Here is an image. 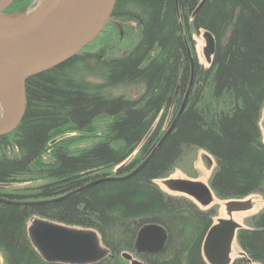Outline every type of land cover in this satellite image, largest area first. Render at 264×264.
Returning <instances> with one entry per match:
<instances>
[{
  "label": "trees",
  "instance_id": "obj_1",
  "mask_svg": "<svg viewBox=\"0 0 264 264\" xmlns=\"http://www.w3.org/2000/svg\"><path fill=\"white\" fill-rule=\"evenodd\" d=\"M35 1L17 0L7 14ZM130 24L129 49L113 55L117 26ZM201 31L216 41L208 67L193 40ZM135 88L136 97L119 93ZM26 94L24 120L0 138V199L14 202H0L5 264H63L34 246L35 218L96 232L108 251L96 264H127L123 255L136 254L139 233L151 225L166 231L167 243L143 257L147 264H209L203 246L216 210L157 184L193 150L215 160L210 187L220 200L264 197V0H118L102 34L28 80ZM105 179L115 180L88 187ZM29 183L38 184L4 188ZM237 241L242 254L232 264H264V211Z\"/></svg>",
  "mask_w": 264,
  "mask_h": 264
},
{
  "label": "water",
  "instance_id": "obj_2",
  "mask_svg": "<svg viewBox=\"0 0 264 264\" xmlns=\"http://www.w3.org/2000/svg\"><path fill=\"white\" fill-rule=\"evenodd\" d=\"M118 0H66L60 16L48 27L37 31L56 7V0H47L39 13L29 19L7 14L17 0H0V138L18 129L27 111L26 83L33 77L62 66L88 48L110 22ZM204 56L208 64L216 50L214 36L205 32ZM187 93L180 111L161 139L158 149L175 130L189 97ZM143 169L138 168L132 175ZM115 179L100 180L102 182ZM171 190L207 208L214 200V191L203 183L171 180ZM3 203H14L0 199ZM20 204V203H19ZM253 209L251 201L232 200L227 205L229 219L220 220L209 231L203 253L209 264H232L231 252L238 232L243 228L232 219L234 213ZM34 246L49 263L96 264L108 256L98 234L91 230L65 227L48 221H35L29 228ZM167 243L166 231L155 225L145 227L138 236L139 253L159 254ZM123 258L131 264H143L132 255Z\"/></svg>",
  "mask_w": 264,
  "mask_h": 264
},
{
  "label": "rangeland",
  "instance_id": "obj_3",
  "mask_svg": "<svg viewBox=\"0 0 264 264\" xmlns=\"http://www.w3.org/2000/svg\"><path fill=\"white\" fill-rule=\"evenodd\" d=\"M46 2L47 0H36L30 8H28L26 11L22 13H19L18 16L22 19H29L35 16L37 13H39L41 9L45 6ZM134 30H135L134 25L131 24L128 25L127 27L117 26L116 36L112 39V41L110 38V41L113 42L112 43L113 55H121L127 52L132 42L131 39L135 34ZM204 34L205 32L203 31L195 33L193 36V40L195 41V48H196L195 50H196L198 62L204 67H208V63L204 56V48L206 47ZM119 93H126L132 97H136L141 93V89L135 88V89L121 91ZM0 115H1V111H0ZM167 123L168 121H166V126ZM260 128L262 132V140L264 143V109L261 115ZM137 152L138 151H136V153ZM215 169H216V162L212 157H210L204 151L193 150L185 157L182 163L169 176V178H167L166 180H160L157 182V184L167 194L172 196H178V194L174 193L175 191L173 192V190L169 188L167 184L169 181L186 180V181L203 183L207 186H210L211 179ZM37 184L38 183L13 184V185L5 186L4 188L7 190H12L15 188L16 189L23 188L24 186L33 187V186H37ZM243 200L251 201L253 204V209L248 212L234 213L232 219L236 221L239 225H241V227L244 228V227H249L251 219H253L255 216L261 214L264 211V197L261 194L256 193ZM229 202L230 201L220 200L219 197H217V195L214 194V200L212 204L207 207V209L213 208L216 210V215L214 217L215 224H218L220 220L230 218L227 210V205ZM38 220L45 221L40 218H35L30 223V227L35 221ZM101 246L102 248H104L102 244ZM241 254H242V250L238 244V241L234 240L232 246V252H231L232 261H235L237 258H239ZM0 264H5L4 256L1 253H0Z\"/></svg>",
  "mask_w": 264,
  "mask_h": 264
},
{
  "label": "bare ground",
  "instance_id": "obj_4",
  "mask_svg": "<svg viewBox=\"0 0 264 264\" xmlns=\"http://www.w3.org/2000/svg\"><path fill=\"white\" fill-rule=\"evenodd\" d=\"M57 4L54 8L51 15L48 17V19L38 28L37 31H41L42 29L48 27L50 24H52L53 21H55L65 8L66 0H56Z\"/></svg>",
  "mask_w": 264,
  "mask_h": 264
},
{
  "label": "flooded vegetation",
  "instance_id": "obj_5",
  "mask_svg": "<svg viewBox=\"0 0 264 264\" xmlns=\"http://www.w3.org/2000/svg\"><path fill=\"white\" fill-rule=\"evenodd\" d=\"M147 255H155V254H149V253H139L136 251V254H132L133 260H137L139 262H142L143 264H147L144 260L143 257L147 256ZM127 264H131L130 261H127Z\"/></svg>",
  "mask_w": 264,
  "mask_h": 264
}]
</instances>
